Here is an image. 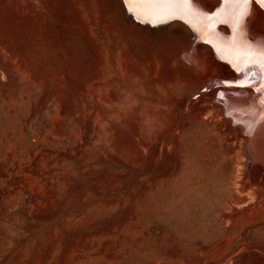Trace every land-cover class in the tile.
I'll return each mask as SVG.
<instances>
[{
    "label": "rangeland",
    "instance_id": "1",
    "mask_svg": "<svg viewBox=\"0 0 264 264\" xmlns=\"http://www.w3.org/2000/svg\"><path fill=\"white\" fill-rule=\"evenodd\" d=\"M174 22L0 0V264H264V158L212 100L234 70Z\"/></svg>",
    "mask_w": 264,
    "mask_h": 264
},
{
    "label": "bare ground",
    "instance_id": "2",
    "mask_svg": "<svg viewBox=\"0 0 264 264\" xmlns=\"http://www.w3.org/2000/svg\"><path fill=\"white\" fill-rule=\"evenodd\" d=\"M220 2V7L212 14L201 11V7L198 6L190 7L188 10L177 5L129 4L125 7L136 20L151 26L170 22L169 16L172 17L171 19L176 17L183 19L185 23L176 21L172 24L187 25L194 33L195 36H193L196 37V40L208 42L218 59L220 58L229 64L235 74L232 79L237 77L242 84L247 82L251 84L252 89L247 87L221 88L212 100L220 104L221 115L230 121L236 131L244 135L241 141H244V148L246 153L250 155L249 157L253 155L254 161L255 159L260 160L264 158V125L259 123L261 115L260 100L264 97V78H262L264 72L259 68L258 46L264 43V36L256 34V31L252 34L251 30L248 29L247 25L250 23L248 21L251 16L245 20L242 27H238L229 15L233 10V6L224 3V0H219ZM129 8L133 11L130 12ZM257 8L259 7L254 5L252 12L256 11ZM220 22L227 24L226 28L218 29ZM250 34H252L253 39H249ZM194 49L191 46L190 58L195 61L199 57L196 56ZM198 60L195 63L201 64V59ZM253 60L257 61L255 65L250 63ZM204 64L202 63L203 66ZM246 65L248 67H245ZM237 69H241V71H237ZM253 121H256V123L254 124ZM262 160L260 161L262 162Z\"/></svg>",
    "mask_w": 264,
    "mask_h": 264
},
{
    "label": "snow or ice",
    "instance_id": "3",
    "mask_svg": "<svg viewBox=\"0 0 264 264\" xmlns=\"http://www.w3.org/2000/svg\"><path fill=\"white\" fill-rule=\"evenodd\" d=\"M124 3L125 5H129V4L177 5L184 7L185 10L190 9V7L197 6L196 0H124ZM224 3L233 6V10L229 13V15L230 18L234 20L235 24L238 27H242L245 20L251 16L254 5L264 8V0H224ZM128 10L130 12L133 11V9L131 8H129ZM168 18L171 19L172 17L169 16ZM258 51H259V68L262 72H264V43L258 46ZM250 63L252 65H255L257 61L253 60ZM245 67H248V65H246ZM237 71H241V69H237ZM260 104H261V115H260L259 123L261 125H264V97L261 98ZM253 123L255 124L256 121H253Z\"/></svg>",
    "mask_w": 264,
    "mask_h": 264
},
{
    "label": "water",
    "instance_id": "4",
    "mask_svg": "<svg viewBox=\"0 0 264 264\" xmlns=\"http://www.w3.org/2000/svg\"><path fill=\"white\" fill-rule=\"evenodd\" d=\"M196 5L198 6V7H201V11H203V12H205V13H208V14H212L218 7H220V5H221V2L218 4V5H216V6H214V8H213V10H210V9H208V8H206L204 5H202L201 3H199L198 1H196ZM173 21H179V22H182V23H185V21L183 20V19H180V18H174V19H170V22H173ZM156 26V25H155ZM223 26H226V24L225 23H219L218 24V29L219 28H222ZM195 36V35H194ZM194 36H193V34L192 33H190V37H189V45H193V47L194 48H196V46L199 44V43H203V44H207V45H209V43L208 42H206V41H201V40H196V37L194 38ZM249 39H253L252 37H251V35H249ZM190 50V49H189ZM233 70V69H232ZM219 79V81L221 82V84H216V85H214L215 87H217V88H219L218 89V91L221 89V88H229V87H247V88H251L252 89V86H251V84L250 83H244V84H242L241 82H240V80L236 77L235 79H232V78H218ZM230 81H232L231 83H228V82H230ZM216 95H217V92H216ZM216 97V96H215Z\"/></svg>",
    "mask_w": 264,
    "mask_h": 264
}]
</instances>
